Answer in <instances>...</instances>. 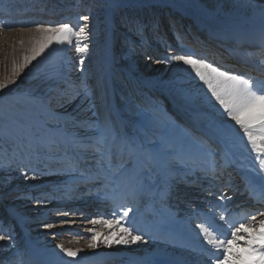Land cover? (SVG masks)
Segmentation results:
<instances>
[{
	"label": "rangeland",
	"instance_id": "1",
	"mask_svg": "<svg viewBox=\"0 0 264 264\" xmlns=\"http://www.w3.org/2000/svg\"><path fill=\"white\" fill-rule=\"evenodd\" d=\"M155 1L162 6L155 7ZM181 11L188 15L185 22L176 17ZM83 15H88L89 21L81 20ZM59 23H69L75 30L88 24L90 38L83 42L88 44L87 53H76L74 45H53L25 65L24 57L31 54L33 40L39 36L36 26L55 27ZM159 30L172 32L171 37L159 36ZM221 31L240 34L250 41L261 35L256 44L264 45V0H0V83L6 85L0 90V235L11 237L0 241V264H98L95 260L101 258L109 259L104 264H214L210 256L216 257L217 251L197 255L189 243L184 247L182 240L191 235L183 231L181 220H188L193 228L197 224L207 227L208 221L195 224L192 211L182 214L178 210L182 204H169V197L162 198L161 192L166 182L176 186L194 178L197 179L191 185L197 187L199 178L220 172L217 167L226 161L231 163L230 176L240 164L245 163L248 172L259 167L257 154L250 150L247 138L234 122L228 120L226 135L217 133L214 125L227 117L221 115L223 110L214 98L209 102L211 93L190 66L168 59L179 54L168 50L185 49L182 53L244 75L257 88L264 89V77L244 70L240 59L229 61L223 56L216 61L214 52L224 49L216 46L211 32ZM179 41L185 47L178 45ZM223 46L241 54L248 53L245 48H254H236L234 42ZM81 56L83 66L79 64ZM150 57L154 63L144 71L143 62ZM21 65L25 66L21 69ZM82 82L91 89L87 99L82 92L77 95ZM89 119L110 121L138 142L145 136V126L150 129L144 142L149 151L156 153L152 161L156 174L149 181L146 196L140 205L132 207L127 218L139 229L133 235H142L141 242L109 246L104 243L105 236L112 231L117 233L115 239L122 235L118 227L106 226L113 219L109 206L104 205L101 215L87 210L96 202L102 206L107 193L119 192L130 172L136 171L129 169L116 183L88 182V177L96 175L95 167L71 166L73 151L69 142L73 137L92 134L87 125L74 127L73 122ZM80 154L82 159L91 157L90 151ZM137 162L142 164L143 156H137ZM199 168H203L202 172L197 171ZM79 187L85 190L78 191ZM215 189L219 191H212L213 195L220 198L228 188L219 184ZM238 190L225 196L227 205L235 201ZM57 201L68 205L57 206ZM241 202H234L229 211L239 209L241 214L235 216L245 222L264 213V204H258L254 211L253 206L242 207L246 203ZM74 204L80 208L71 207ZM126 207L131 206L125 204L116 213ZM68 210L71 213L65 216L63 213ZM8 211L11 217L6 215ZM209 211L218 219V211ZM93 219L98 222L92 224ZM262 219L263 216L256 220V229ZM233 221L230 218L229 227L226 221L222 226L233 230ZM46 224L53 227L46 228ZM91 228L102 234L95 241V249L88 248ZM210 231L213 233L214 229ZM215 236L230 239V233ZM190 241L194 247L216 250L206 238ZM61 244L80 250L77 257H67L57 247ZM154 244L168 246L172 251L161 252L153 248ZM240 244L233 250L242 251L243 241Z\"/></svg>",
	"mask_w": 264,
	"mask_h": 264
},
{
	"label": "snow or ice",
	"instance_id": "2",
	"mask_svg": "<svg viewBox=\"0 0 264 264\" xmlns=\"http://www.w3.org/2000/svg\"><path fill=\"white\" fill-rule=\"evenodd\" d=\"M80 19L87 22L89 16L83 15ZM88 27L87 23L80 26L78 30H75L69 23H59L55 27H45L38 24L35 30L39 33V36L33 40L31 54L24 57L25 65L36 60L38 56L44 54L53 45L58 48L74 45L76 53H87L88 44L83 42L90 38ZM168 59L190 66L191 71L211 93V97L208 98L209 102L214 98V101L219 105V109L223 110L221 115H226L227 120L214 125L218 134L222 136L227 134L228 120L234 122V125L243 131L250 145V150L256 153V158L260 160L256 171L260 179V187L264 189V89L257 88L254 81L244 75L221 70L205 59L194 58L190 54H178ZM79 64L83 66V56H81ZM25 65H21V69ZM5 86L0 83V90ZM81 92L85 99L91 95V89L83 82L81 86H78L77 95ZM185 100L190 101V97L185 96ZM212 107L215 108V104H212ZM219 109H216V111L219 112ZM93 115H96V113L94 112ZM73 124L74 127L87 125L92 130V134L90 137H73L69 142L68 147L73 151V158L70 161L71 166L78 168L84 164L89 168L95 167L98 180L103 177V181L112 183H116L124 172L136 168L132 182L129 184L121 181V183H125V187L131 188L133 194L142 193L148 187L149 181L156 174V168L152 163L156 153L145 147L144 141L150 132L147 125L145 126V136H141L138 142L135 137L129 135L126 131H120L113 127L110 121L89 119L87 121H74ZM57 146L59 147V145ZM81 151H90L91 157L82 159ZM137 156H143L142 164L137 162ZM117 160L119 164H117ZM21 175L25 179L28 178L24 172ZM174 187V184L166 182L161 192L162 198L171 196ZM132 211V207H126L122 213L114 212L112 214L113 219L108 220L106 226L113 229L118 227L122 235L119 239H115L117 233L112 231L110 236L104 237V243L111 246L112 243L128 245L143 241L142 235H133V232L139 231V229L135 228L133 222L127 219ZM70 213L71 210H68L63 214L68 216ZM261 215H264V213H261ZM220 219L223 220L224 217L221 216ZM251 219L253 223L248 226L241 223L238 227H234L230 232V239H215L209 233L208 228L203 225L197 226L201 229L207 243L217 250L214 264H264V219L259 221L258 229L255 227V216H252ZM97 222L95 219L91 220L92 224ZM45 227L51 228L53 225L46 224ZM250 229H253V231L250 232ZM88 231L93 233L88 248L95 249L97 247L95 241L102 234L94 228L88 229ZM6 239L10 240L11 237L0 235V241ZM240 241H243V250L234 251V246L241 247ZM57 247L67 257L73 259L77 257V253L80 251L64 248L62 244ZM248 257H256V259L251 260Z\"/></svg>",
	"mask_w": 264,
	"mask_h": 264
},
{
	"label": "bare ground",
	"instance_id": "3",
	"mask_svg": "<svg viewBox=\"0 0 264 264\" xmlns=\"http://www.w3.org/2000/svg\"><path fill=\"white\" fill-rule=\"evenodd\" d=\"M154 5H155V7H161L162 6L161 2H157V1H155ZM153 10H151V13H153ZM187 16H188L187 13L182 12V11L178 12V15H176V17H179L182 20V22L186 21V19L188 18ZM164 25H167L166 22L164 23ZM198 31L201 32L200 30H198ZM157 33H158V31H157ZM171 33L172 32H168V31L162 32L159 30L158 35L159 36L162 35L164 37H171V35H170ZM211 35H212V39L215 41L216 46L219 47L220 49H224V51H225V52L224 51L219 52L218 50H216L214 52V57L216 58V61H220L223 56H225L223 58L229 59V61H232L235 58L238 60L240 59L242 64H244V65H242L243 66L242 68L244 70H248V71L252 70L251 72L256 71L259 75H262L264 77V45L263 44H261V45L256 44V42L259 43L258 42L259 39H262L263 36L260 35L259 39H255L253 41H250L248 38H244L240 34H237V35L228 34L226 31H221L220 33L211 32ZM263 40H264V38H263ZM233 42L237 44L236 48L237 47H246V46L254 47V48L253 49L252 48H245V50L248 53L247 54H243V53L241 54V53H238L237 51L230 50L227 46L226 47L223 46V44L233 43ZM178 45L185 47L184 43H181V41H179ZM179 49H181V48H176V49L172 48V50H168V52L171 54L178 52L179 54L184 55V53H182V52H185L186 50L181 49V52H179ZM250 52H253V54H250ZM153 63H154V61H153L152 57H150L149 59L148 58L145 59V61L143 62L144 71H147L153 65ZM223 64H224V66L226 65L225 63H223ZM159 67H161V69H164L163 66H159ZM217 145H220V144L217 143ZM233 152H234V150H233ZM202 169L199 168V169H197V171L202 172ZM229 169H231V163L229 161H226L224 163V165L222 166V169H220L221 170L220 172L216 171V172H214V174L211 173V176L207 175V177H205V178H202V179L199 178L196 181L197 187H194L193 185H191L192 184L191 181L193 180V183H194L197 178L192 179L190 182H187V180H182L184 182H181V183H179V185H176L174 187L173 194L171 196H169V199H170L169 204H175V205L176 204L177 205L182 204L180 209H178L180 212H182V214H188L190 211H192V213L196 219V222H194L195 224L200 223V222L204 223V221H208V226L207 227L204 226V227L208 228L209 233L215 239H219L218 237L215 236V234H218V233L228 234L231 232L232 229L228 230L225 228V226L224 227L222 226V223L225 224V221H226V224L229 227L230 218L234 219L231 227H235L240 223H244V225H248V224L253 223L252 219H250L249 222H245L246 221L245 219L243 220V218H242V220H241V216H235L237 213L241 214L239 209L236 208V210L233 211L231 208L229 211L230 206L233 205L234 202L241 199L242 200L241 203H246L242 207L251 205V206H253V210L255 208L256 209L258 208V206H257L258 204H264V189H261V187H260V179H259V176L257 175V171H254V169L253 170L251 169V172H248L246 169L245 163L240 164L238 166L237 170L232 175V179H230L229 176H227L225 178V176H223V174H222V171H226ZM257 169L258 168H256L255 170H257ZM134 174H135V172H133V171L130 172V174L127 177L128 178L127 183L130 184L132 182V178H133ZM88 178H89L88 182H96L99 180L103 181V177H101L98 180L96 178V175H91ZM78 182H81V180ZM219 184L221 185V187L226 186V188H228L224 192L227 194H222L223 195L222 197L215 198L216 196H214L213 194L218 193L219 190H216L215 187ZM213 186H214V188H213ZM39 187H36L35 189H38ZM79 188L80 189H78V191L85 190V188H81V187H79ZM25 189L27 190L30 188H25ZM190 189H192V190H190ZM237 189H239V190L237 192V197H236L235 201H233L232 203H229V205H227L225 203V202H227L225 200V196L228 195L229 193H232V191L237 190ZM119 190H120L119 192L118 191L113 192V190H110L107 193V197L102 199L103 200L102 206H98L97 202L95 203L96 205L94 203H92V204H94L93 206H96V207L94 208V210L91 213L95 214V215H101V213L103 212L104 205H108L109 211L112 213L118 212L119 209H121V207L124 206L125 204H128V206H131V207H136V206L140 205V201L142 199H144V197L146 196L145 195L146 194V192H145L146 188L142 193L133 194L132 189L125 187V185L123 184V185H120ZM59 191H61V189H59ZM201 192H202V194L200 196H197ZM193 196H194V199H190V197H193ZM195 196H197V197H195ZM78 197L82 198L81 195ZM224 204L227 206H225ZM48 205L49 204H47L45 207H47ZM55 205L65 206L68 204L66 202L57 201V203ZM73 206L79 207L78 204H74L71 207H73ZM91 206L92 205H88L89 208H87V210L88 209L91 210L92 209ZM205 207H207L208 209H206ZM199 209H205L206 211L202 212V211H199ZM210 209H213L215 212L218 211V213H220L218 219L213 214V212L211 213V211H209ZM106 211H108V209ZM6 215L11 217L9 211L6 213ZM108 215H111V214H108ZM221 216L224 217L223 220L220 219ZM262 216L264 218V215H261V214L256 216L255 218H256V220H258ZM242 217H243V215H242ZM37 219H43V217L37 218ZM30 221H33V219H31ZM181 221H183V223H184V227H181V228H184L183 231L185 233L191 235V237L186 236L188 238V240L184 238L185 236L184 237L182 236L184 238V239H182L183 242L185 241L184 247L186 246V243H189V245H190L189 248L192 250V252H195L194 254H197V255L202 254L203 252L212 253L213 251H217V250L208 251L203 246L194 247L192 245L193 241L191 242L190 240H195V242H199L202 239H205V237L202 234L201 229L196 228L198 226V224L195 226V228H193V227H189L190 222H188V220L187 221L181 220ZM211 228L214 229V232H213L214 234L210 231ZM179 232H181L183 234L182 231H179ZM180 234H178V235L181 236L182 234L181 235ZM176 243H178V241ZM176 243L174 242L175 245H177ZM153 248L154 249L158 248L161 250V252L165 251V250L172 251V250H170V248H168V246L166 247V246H161V245H157V244H154ZM216 253L217 252H215V254ZM145 254H147V253H145ZM202 257H204V255ZM210 258L215 260L216 257L213 254V256H210ZM211 259L208 262H210ZM248 259L254 260V259H256V257H248ZM95 261L98 264L99 263L104 264V262L109 261V259L108 258H101V259H97ZM175 264H180V263H175ZM184 264H188V263H184Z\"/></svg>",
	"mask_w": 264,
	"mask_h": 264
}]
</instances>
